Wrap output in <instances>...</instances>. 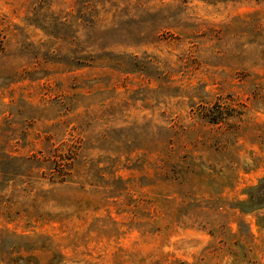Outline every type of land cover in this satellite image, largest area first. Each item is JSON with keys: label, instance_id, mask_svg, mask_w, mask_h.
<instances>
[{"label": "rangeland", "instance_id": "obj_1", "mask_svg": "<svg viewBox=\"0 0 264 264\" xmlns=\"http://www.w3.org/2000/svg\"><path fill=\"white\" fill-rule=\"evenodd\" d=\"M0 264H264V0H0Z\"/></svg>", "mask_w": 264, "mask_h": 264}]
</instances>
